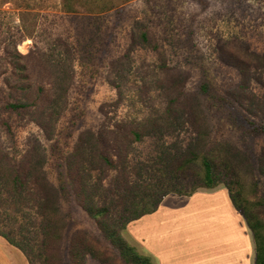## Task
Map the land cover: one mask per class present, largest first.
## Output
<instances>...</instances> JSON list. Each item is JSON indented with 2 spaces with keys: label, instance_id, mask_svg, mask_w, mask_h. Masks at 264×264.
Listing matches in <instances>:
<instances>
[{
  "label": "rangeland",
  "instance_id": "rangeland-1",
  "mask_svg": "<svg viewBox=\"0 0 264 264\" xmlns=\"http://www.w3.org/2000/svg\"><path fill=\"white\" fill-rule=\"evenodd\" d=\"M69 2L0 0V230L35 245L34 264H129L78 191L118 207L144 196L151 207L172 190L156 227L142 228L146 217L123 230L130 244L185 264L192 251L232 245L218 205L231 200L227 184L264 220V0ZM191 152L197 161L176 173ZM204 155L221 182L180 195L197 186Z\"/></svg>",
  "mask_w": 264,
  "mask_h": 264
},
{
  "label": "trees",
  "instance_id": "trees-1",
  "mask_svg": "<svg viewBox=\"0 0 264 264\" xmlns=\"http://www.w3.org/2000/svg\"><path fill=\"white\" fill-rule=\"evenodd\" d=\"M65 7L67 9L75 8L74 5L70 4L69 0H66ZM145 37V35H144ZM12 107L18 108L22 105L13 104ZM190 156H186L184 160H181L177 165L176 173H184L187 169L197 161L196 154L194 152L190 153ZM103 159L110 163L112 166L115 165L113 159L106 155H103ZM202 172L197 175L198 184L191 191H178L180 195L191 196L197 192L201 187L214 188L221 182L222 174L215 168L214 162L207 155L201 158ZM24 174L16 173L13 178L14 190L13 194H19L22 192L18 190V186H23L25 181ZM227 188L230 192L231 200L234 206L244 215L250 230L252 231L254 241L256 243V262L255 264H264V220L256 213L250 215L241 205L238 203L237 199L233 196V188L230 184H227ZM121 189V187H120ZM119 189V190H120ZM130 190V188H128ZM82 191V192H81ZM78 191L77 196L79 197V202L83 207L95 218L97 219L101 230L110 239V241L118 248L120 255L126 263L129 264H155L150 255L141 253L138 247L134 244H130L127 239L123 236V230L126 229L128 224L132 221L142 218L144 215L154 213L158 210L163 199L172 190H166L163 192L155 201L153 206L143 207L146 203L144 196L132 202V204L124 205L123 207H118L113 203H97L92 200L91 195L87 190ZM175 192V191H174ZM91 199V200H90ZM92 201V202H91ZM254 205V204H253ZM135 207V208H134ZM43 217V233L48 234L49 228L51 227L50 220L48 217ZM0 235L3 236L10 244L21 249L28 258L30 264H34L32 255L36 253L35 245L23 244L18 242L13 236H11L6 230L1 231Z\"/></svg>",
  "mask_w": 264,
  "mask_h": 264
},
{
  "label": "crops",
  "instance_id": "crops-1",
  "mask_svg": "<svg viewBox=\"0 0 264 264\" xmlns=\"http://www.w3.org/2000/svg\"><path fill=\"white\" fill-rule=\"evenodd\" d=\"M220 199L221 200L218 202V205L227 215V218L225 216L224 225H226V223H230L231 225L229 233L225 234L230 237V239L226 241V243H230L231 241L232 245H229L228 247L226 246L224 248H217L214 250L210 249L209 251H192L199 256L198 259L193 262V264H255L256 255L254 257H251L252 254L249 248L250 238L246 232V228L243 224L242 219L239 217V215L236 214L237 210L230 199L227 200L224 196ZM158 212L159 209L158 211L144 215L142 218L135 221H143L144 219H146V217H152L150 221H146L142 225V228L149 229L151 226L156 227L158 225L157 223H159L164 217V214L154 216L155 213ZM225 235L223 236V239H220L221 241H225ZM0 246L4 247L5 250L9 252V255L11 257V259L7 258L3 261H0V264H12L13 258H18L20 252L16 248L12 247L10 243L1 235ZM146 249L149 251V253L145 254L150 255L154 263L156 260L155 258L159 260L160 264H185L187 262V259H183L181 257V253L174 255V252L156 248L153 246V244L151 247H147ZM190 254L191 253H189L188 256ZM20 255L22 257V264H24V257L22 256V254ZM251 259L252 261H250Z\"/></svg>",
  "mask_w": 264,
  "mask_h": 264
}]
</instances>
